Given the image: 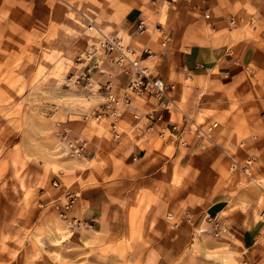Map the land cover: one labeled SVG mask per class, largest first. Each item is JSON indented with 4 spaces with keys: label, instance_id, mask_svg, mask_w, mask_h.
<instances>
[{
    "label": "rangeland",
    "instance_id": "374dc122",
    "mask_svg": "<svg viewBox=\"0 0 264 264\" xmlns=\"http://www.w3.org/2000/svg\"><path fill=\"white\" fill-rule=\"evenodd\" d=\"M94 2L10 0L0 4V264H256L242 257L230 240L225 241L228 232L215 236L211 225L198 226L194 215L186 219L193 227L173 228L179 224L178 216L174 219L167 213L164 223L171 228L143 230L139 222L135 224V216L141 212L144 218L150 211L146 191L138 193L137 207L129 203L132 226L128 231L79 223L77 200L63 214L70 195L81 198L80 191L88 183L101 182L102 159L91 157L90 161L87 153H93L97 143L87 146L86 140L100 135V127L112 136L110 118L96 116L102 97L97 94L101 81L96 67L89 71L95 56L87 62L89 45L99 46L100 39L88 26L107 14L97 12L96 17ZM215 3L225 32L242 27L235 40L244 35L264 42V0ZM113 12V16L122 13ZM203 15L206 20L213 17L212 12L211 17ZM115 30L107 29L120 34ZM98 52L101 68L109 71L110 62L102 50ZM203 118L198 122L203 123ZM124 126L129 128V122ZM129 132L130 138L139 134ZM213 137L211 132L198 140L209 148ZM71 141L76 149L70 147ZM155 141L157 146L167 145L169 155L184 147L168 135L158 134ZM80 144L84 149L77 156ZM246 168L236 160L226 172L241 173L242 185L248 183V175L258 184Z\"/></svg>",
    "mask_w": 264,
    "mask_h": 264
},
{
    "label": "crops",
    "instance_id": "0c3cea01",
    "mask_svg": "<svg viewBox=\"0 0 264 264\" xmlns=\"http://www.w3.org/2000/svg\"><path fill=\"white\" fill-rule=\"evenodd\" d=\"M8 1L0 0V4ZM92 1L96 17L107 13L99 20L93 19V25L118 35L138 54L143 47H149L152 53L142 57V65L172 88L168 108H160L154 119H144L146 125L141 133L130 138L126 132L115 140L100 127V135L93 134L86 140L87 146L97 143L98 148L87 153L90 161L91 157L102 159V177L99 183H88L80 191L82 197L76 198L79 223L93 229L106 225L111 232L128 231L132 226L129 203L137 207L142 190L148 194L150 211L144 218L141 212L136 214L135 224L139 222L143 230L171 228L164 220L167 213H172L179 221L173 228L193 227L186 219L194 215L198 226L211 225L212 231L208 218L216 215L227 228L225 241L234 243L242 257L264 264V42L244 35L235 40L236 31H242V27L225 32V22L215 9L216 0ZM166 3L170 6L164 15ZM113 11L122 13L113 16ZM211 12V20L202 18L205 13L211 17ZM141 18L149 28L144 33L137 28ZM226 25L230 27L228 21ZM109 27L120 34L107 31ZM94 45L97 46L95 42ZM89 46L87 51L92 44ZM98 55L99 52L91 60L90 70ZM89 61L87 57L90 64ZM99 65L96 77L101 81L97 82L101 90L97 94L102 99L98 108L105 100L107 81L112 80L118 90L127 79L115 65L110 63L109 71ZM157 103L149 96L133 97L123 125L134 122L135 112L151 114ZM190 116L196 120L204 117L203 123L217 120L219 127L212 131V147L193 134H184L188 145L175 149L172 155L167 153V145H155L162 127L169 134L174 123L182 128L184 117ZM133 132L136 131L129 134ZM236 160L247 165L258 184L251 175L246 185L240 183L241 173L227 175L230 162Z\"/></svg>",
    "mask_w": 264,
    "mask_h": 264
},
{
    "label": "built area",
    "instance_id": "2783aa9c",
    "mask_svg": "<svg viewBox=\"0 0 264 264\" xmlns=\"http://www.w3.org/2000/svg\"><path fill=\"white\" fill-rule=\"evenodd\" d=\"M168 2H178L179 0H166ZM210 14L206 13V17ZM231 24L235 22L231 20ZM138 31L144 33L149 31L147 22L145 19L141 18L137 25ZM159 28V27H158ZM88 29L95 30L99 33V46L92 47L87 51V57H94L98 50L101 49L106 61H109L112 65H115L120 71V73L126 74L125 83L118 89L115 90L113 87L112 80H108L104 86L105 100L103 101L101 107L97 110V118H110L109 127H111L112 137L115 140L121 139V137L128 131H136L141 133L142 129L145 127L144 119H154L156 118L158 110L167 109L170 102L169 90H171L172 85L168 83L165 79L154 76L149 67L142 65V57L144 55H150L152 53L149 47H143L141 53L138 54L136 48L125 42L121 37L116 34L103 32L102 29L91 25ZM167 40V36L164 38ZM99 57L96 59L95 67L99 68ZM91 71V70H90ZM145 95L158 100L157 109H155L151 114L142 115L139 113H134V122L129 125V128L123 125V119L127 108L135 96ZM183 127L181 128L179 124L174 123L171 127L169 134H175L176 140L183 146L188 145V141L184 138V134H193L198 139L204 140L208 135L218 126L216 121L208 123V125L198 122L193 116L184 117L182 121ZM167 130L162 127L159 131L161 137L167 135ZM71 148H75L73 141L69 142ZM85 144V143H84ZM82 148L75 151L77 156H81V151L84 146L80 144ZM237 167V166H236ZM246 171V170H245ZM57 184V183H55ZM76 200L75 195H70L66 204L64 205L63 214H67V211L72 207ZM212 222V233L215 236H222L226 233L227 228L223 225L222 221L218 216H209L208 222Z\"/></svg>",
    "mask_w": 264,
    "mask_h": 264
},
{
    "label": "bare ground",
    "instance_id": "6f19581e",
    "mask_svg": "<svg viewBox=\"0 0 264 264\" xmlns=\"http://www.w3.org/2000/svg\"><path fill=\"white\" fill-rule=\"evenodd\" d=\"M90 26H91V24L88 27H90Z\"/></svg>",
    "mask_w": 264,
    "mask_h": 264
}]
</instances>
